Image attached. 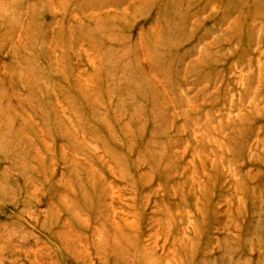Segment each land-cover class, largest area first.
Returning <instances> with one entry per match:
<instances>
[{"label": "rangeland", "instance_id": "1", "mask_svg": "<svg viewBox=\"0 0 264 264\" xmlns=\"http://www.w3.org/2000/svg\"><path fill=\"white\" fill-rule=\"evenodd\" d=\"M0 264H264V0H0Z\"/></svg>", "mask_w": 264, "mask_h": 264}]
</instances>
